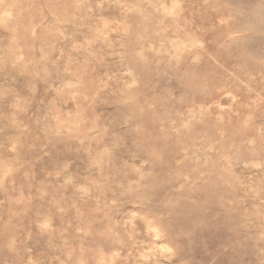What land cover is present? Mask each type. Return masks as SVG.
Masks as SVG:
<instances>
[{
    "label": "rangeland",
    "instance_id": "374dc122",
    "mask_svg": "<svg viewBox=\"0 0 264 264\" xmlns=\"http://www.w3.org/2000/svg\"><path fill=\"white\" fill-rule=\"evenodd\" d=\"M0 264H264V0H0Z\"/></svg>",
    "mask_w": 264,
    "mask_h": 264
}]
</instances>
